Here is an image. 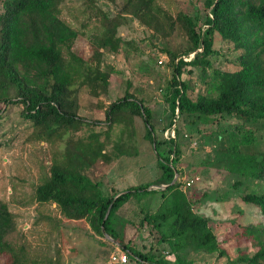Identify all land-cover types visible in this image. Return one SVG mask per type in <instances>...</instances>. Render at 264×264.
Wrapping results in <instances>:
<instances>
[{"label": "trees", "instance_id": "1", "mask_svg": "<svg viewBox=\"0 0 264 264\" xmlns=\"http://www.w3.org/2000/svg\"><path fill=\"white\" fill-rule=\"evenodd\" d=\"M64 1L4 0L0 12V118L11 106H17L21 119L30 122L36 134L48 138L59 128L67 129L77 122L83 88H89L95 96L105 90L104 85H98L102 52L94 48L92 55L83 59L72 50L78 34L59 16ZM104 1L115 7L113 13L103 11L92 0L90 4L110 38L143 5L153 21L162 14L156 0ZM201 6V21L179 12L169 25L170 35L179 33L183 45L175 50L161 49L172 70L165 94L167 129H174V138L166 139L169 153H161L151 109L141 98L126 91L105 111L108 123L123 110L142 119L145 137L154 144L159 176L111 195L104 194L98 182L73 169L71 164L56 163L49 167L48 176L34 191L38 203H54L66 220L86 222L96 236L103 237L104 231L128 258L142 264H192L190 254L224 255L208 219L194 212L191 201L178 190L181 184L177 180L172 182L179 174L178 120L187 125L190 134L204 132L202 124L215 126L214 152L231 158L230 171L236 175L233 189L239 190L246 181L264 179V0H202ZM216 39L241 52L237 69L220 71L214 67L218 54L214 48ZM192 68L212 70L216 96L197 93L192 97L191 82L181 78ZM226 116L235 117L237 123L223 125ZM157 192L174 196L166 207L160 204L156 211L144 212L138 224L133 223L137 233L147 230L149 235L156 234L155 242L142 250L134 241L125 240L123 232L116 228V212L133 198ZM242 201L255 205L264 217V192L247 193ZM14 228L13 215L0 202V253L11 254L6 264H37L12 253L5 237ZM244 231L256 240L260 237L250 227H244ZM258 244L253 255L240 254L230 264H264V243ZM162 245L167 248L165 253L158 252L157 247Z\"/></svg>", "mask_w": 264, "mask_h": 264}, {"label": "rangeland", "instance_id": "2", "mask_svg": "<svg viewBox=\"0 0 264 264\" xmlns=\"http://www.w3.org/2000/svg\"><path fill=\"white\" fill-rule=\"evenodd\" d=\"M3 1L0 0V12ZM92 1L108 13L115 10L104 0ZM201 3L202 0H156L162 10L156 21L143 5L112 38L106 36L90 0H65L61 4L60 18L78 34L73 52L83 59H88L94 48L102 52L98 85H104L105 90L95 96L89 88H83L77 122L67 129L59 128L49 138L36 134L30 122L21 119L17 106H11L0 118V202L7 205L15 221L14 230L5 237L13 254L37 264H114L113 255L125 256L108 237L96 236L86 222L66 220L54 203H38L35 187L56 163L71 164L98 182L104 194L111 195L159 176L156 153L145 137L142 119L122 109L108 123L105 111L126 91L141 98L151 109L161 153H169L164 133L169 122L165 94L172 70L161 49L175 50L183 45L179 33L170 35L169 25L179 12L201 21ZM214 48L218 53L215 68L237 69L241 52L220 39L215 40ZM211 77L212 70L208 68H192L191 73L181 76L191 82L192 97L197 93L216 96ZM235 123L233 116L222 119L225 126ZM200 128L204 132L190 134L181 120L176 123L180 131L176 180L181 184L178 190L191 201L194 212L208 219L224 255L199 253L190 254L188 259L193 260L192 264H230L240 254L253 255L259 248L258 241L264 243V217L255 205L242 201L247 193H263L264 179L246 181L239 190L233 189L236 175L230 171L231 158L214 152L215 126L202 124ZM173 196L157 192L131 199L116 212V228L123 232L125 240L145 250L155 242L156 234L149 235L147 230L137 233L133 223L138 224L144 212H154L160 204L166 207ZM244 227L255 229L259 239L247 236ZM157 248L162 253L167 250L165 245ZM10 257V253H0V264L8 263ZM126 258L125 264H142Z\"/></svg>", "mask_w": 264, "mask_h": 264}, {"label": "built area", "instance_id": "3", "mask_svg": "<svg viewBox=\"0 0 264 264\" xmlns=\"http://www.w3.org/2000/svg\"><path fill=\"white\" fill-rule=\"evenodd\" d=\"M186 60V59H185ZM165 137L167 138V137H171V138H174V129H173V127H172V129H167V130H165ZM187 185H189L188 183H187ZM111 260L113 261V263L114 264H125L126 263V261H127V258H126V255L124 256V255H122V256H120V257H116L115 255H113L112 257H111Z\"/></svg>", "mask_w": 264, "mask_h": 264}, {"label": "water", "instance_id": "4", "mask_svg": "<svg viewBox=\"0 0 264 264\" xmlns=\"http://www.w3.org/2000/svg\"><path fill=\"white\" fill-rule=\"evenodd\" d=\"M153 147H154V144H153ZM176 180V175H175V177H174V179H173V181L172 182H174ZM165 186H163V187H160L161 189H163ZM155 188H157V187H155ZM109 210H110V206L108 207V209H107V211H106V214H105V217H104V219H106L107 218V216H108V214H109ZM103 235L105 236V237H108L106 234H105V232L103 231Z\"/></svg>", "mask_w": 264, "mask_h": 264}]
</instances>
